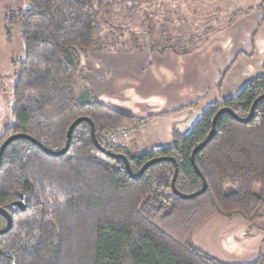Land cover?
<instances>
[{
  "label": "trees",
  "instance_id": "trees-1",
  "mask_svg": "<svg viewBox=\"0 0 264 264\" xmlns=\"http://www.w3.org/2000/svg\"><path fill=\"white\" fill-rule=\"evenodd\" d=\"M105 5L101 0H28L23 10H7V39L20 27L24 57L13 62L12 121L2 127L0 143L22 133L59 151L71 123L84 116L94 123L98 143L125 154L133 173L153 157L171 156L177 163L174 187L194 193L202 178L191 161L193 149L209 134L219 108L248 115L253 101L264 95V74L235 97L207 106L186 133L173 130L169 145L141 152L110 145L104 131L137 118L99 102L92 93L79 99L75 92L81 56L99 48ZM194 45L172 49L184 54ZM194 160L207 187L200 195L183 198L172 190V161L153 163L133 178L121 158L96 146L86 120L75 126L61 155H51L25 137L15 138L0 161V206L12 217L11 228L0 234V264H264V253L225 263L191 240L193 229L215 213L239 215L249 223L261 217L264 98L249 122L221 113L214 136ZM21 194L24 209L13 208L11 202ZM6 224L0 213V229Z\"/></svg>",
  "mask_w": 264,
  "mask_h": 264
},
{
  "label": "crops",
  "instance_id": "crops-1",
  "mask_svg": "<svg viewBox=\"0 0 264 264\" xmlns=\"http://www.w3.org/2000/svg\"><path fill=\"white\" fill-rule=\"evenodd\" d=\"M239 2L245 6L225 26L187 53L152 47L103 50L99 45L81 56L83 97L92 93L113 109L147 119L130 135V151L171 144L173 130L186 133L207 106L235 97L264 74V0ZM191 240L225 263L254 260L264 253V206L253 223L215 213L193 229Z\"/></svg>",
  "mask_w": 264,
  "mask_h": 264
},
{
  "label": "rangeland",
  "instance_id": "rangeland-1",
  "mask_svg": "<svg viewBox=\"0 0 264 264\" xmlns=\"http://www.w3.org/2000/svg\"><path fill=\"white\" fill-rule=\"evenodd\" d=\"M101 1L107 3L101 8L102 26L98 33L103 50L189 48L225 26L245 6H239V0ZM27 6L28 0H0V140L2 127L12 121L13 62L24 57L20 27H15L8 40L4 17L8 9L23 10ZM82 86L77 76L75 89L79 99L83 97Z\"/></svg>",
  "mask_w": 264,
  "mask_h": 264
},
{
  "label": "water",
  "instance_id": "water-1",
  "mask_svg": "<svg viewBox=\"0 0 264 264\" xmlns=\"http://www.w3.org/2000/svg\"><path fill=\"white\" fill-rule=\"evenodd\" d=\"M261 98H264V95H260L258 96L252 103L251 107H250V111L248 113V115H246L245 117H240L238 116L237 114L234 113L233 109L229 108V107H221L218 109V111L215 113V115L213 116L212 118V122H211V130L209 132V134L207 135V137L204 139V141L202 143H200L198 146H196L193 151H192V154H191V161L194 165V168L196 170V172L198 173V175L202 178V187L200 190L194 192V193H191V194H183V193H180L178 190H176V188L174 187V180H175V177H176V174H177V163H176V160L174 157H171V156H158V157H153L151 159H149L148 161H146L142 166L141 168L139 169L138 172L136 173H133V171L131 170L130 168V165H129V162H128V158L126 157L125 154L123 153H112L108 150H106L104 147H102L97 139H96V136H95V127H94V123L92 122V120L90 118H87V117H78L76 118L72 123L71 125L69 126L68 130H67V142H66V145L63 149L59 150V151H52L50 149H48L47 147L41 145L35 138L31 137L30 135H27V134H22V133H15V134H11L9 135L8 137H6L1 143H0V161H1V156H2V153H3V150L5 149V147L12 141L14 140L15 138H18V137H25L27 139H30L32 142L36 143V144H39L41 146V148L51 154V155H61L63 153L66 152V150L68 149V146H69V141H70V138H71V133L73 131V129L75 128V126H77L81 121H88L89 122V125H90V134H91V137L94 141V143L96 144L97 147H99L102 151H105L106 153H108L109 155H112L113 157H119L121 158L124 163H125V167L127 169V171L129 172V174L131 175V177L133 178H138L141 176V174L143 173V171L148 167L150 166L151 164L153 163H157V162H160V161H163V160H170L172 161L174 164H175V173H174V176H173V179H172V190L173 192H175L176 194L180 195L181 197L183 198H191V197H194L196 195H200L202 194L205 190H206V187H207V184H206V181L202 175V173L200 172V170L198 169L196 163H195V160H194V155L197 151H199L215 134V124H216V121L218 119V117L220 116L221 113L223 112H228L230 113L235 119H237L238 121H241V122H249L252 117H253V112H254V108H255V105L256 103L261 99ZM11 206L13 208L15 207H19L21 209H24L25 207V202H24V195L21 194L20 195V198L18 200H15L13 202H11ZM0 213H2L6 220H7V224L5 227L1 228L0 229V234L2 233H5L7 232L11 226H12V217L10 215V213L8 212V210L2 206H0Z\"/></svg>",
  "mask_w": 264,
  "mask_h": 264
},
{
  "label": "built area",
  "instance_id": "built-area-1",
  "mask_svg": "<svg viewBox=\"0 0 264 264\" xmlns=\"http://www.w3.org/2000/svg\"><path fill=\"white\" fill-rule=\"evenodd\" d=\"M145 123V119H136L128 126L109 127L104 131V139L110 145L127 146L130 135Z\"/></svg>",
  "mask_w": 264,
  "mask_h": 264
}]
</instances>
